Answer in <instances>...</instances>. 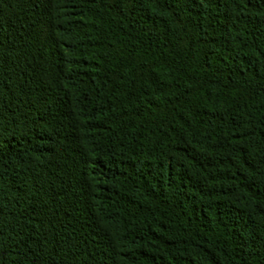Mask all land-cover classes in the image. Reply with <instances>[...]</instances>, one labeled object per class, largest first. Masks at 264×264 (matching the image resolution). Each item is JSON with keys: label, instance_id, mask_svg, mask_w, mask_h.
Instances as JSON below:
<instances>
[{"label": "trees", "instance_id": "1", "mask_svg": "<svg viewBox=\"0 0 264 264\" xmlns=\"http://www.w3.org/2000/svg\"><path fill=\"white\" fill-rule=\"evenodd\" d=\"M0 264H264V0H0Z\"/></svg>", "mask_w": 264, "mask_h": 264}]
</instances>
